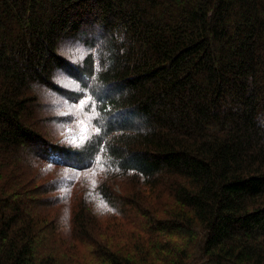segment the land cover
<instances>
[{"label":"trees","instance_id":"trees-1","mask_svg":"<svg viewBox=\"0 0 264 264\" xmlns=\"http://www.w3.org/2000/svg\"><path fill=\"white\" fill-rule=\"evenodd\" d=\"M44 89L88 101L84 145L38 131ZM41 160L97 184L40 183ZM89 243L100 264H264V0H0V264Z\"/></svg>","mask_w":264,"mask_h":264},{"label":"rangeland","instance_id":"rangeland-1","mask_svg":"<svg viewBox=\"0 0 264 264\" xmlns=\"http://www.w3.org/2000/svg\"><path fill=\"white\" fill-rule=\"evenodd\" d=\"M62 47H64L62 50L65 53L74 54L75 52L74 47H69L66 44H63ZM60 81L65 88H76V84L70 79L61 78ZM31 97L38 99V118L42 123L45 122V125L41 124L40 127H38L40 128L38 131L42 132L45 140L60 146H71L73 148H77L78 146L84 145L97 132V128L94 126L92 121L90 106L87 100H83L80 103L68 102L46 89L41 91L37 90L34 93H31ZM25 156L28 157L27 154ZM50 165L51 163L41 160L35 167L33 166V172L42 177L40 183H48L49 181L56 180V178H61V180L65 181L71 178L73 179L71 181H74L78 176L77 180L83 181L84 188H90L92 185L97 184L98 176H96V174H76L70 169L64 167L52 168ZM130 183V180L122 179L118 176V180L111 179L108 185L119 195H122L124 198L126 197L125 199H127L130 198L127 195L131 189ZM62 185L63 183H58L54 185L53 189L59 188ZM66 192L67 185L58 191L55 194V197H63ZM124 198L121 200L124 201ZM130 205L128 208H130ZM58 209L59 212L56 211L55 217H61L59 213H62V208L59 207ZM96 209L98 211L100 208L96 207ZM126 212L127 210H125L124 207L118 205V230L121 231L120 239L124 233L127 239H137L135 237V232L141 229V227L143 228L148 226V224L141 223L137 213H133L132 215L126 217V215H123L126 214ZM98 214L102 216V214ZM122 219L125 222L123 225L119 224V222H123L121 221ZM64 221L65 220L62 222ZM137 235L138 237H141L138 232ZM118 242L122 243L121 246H124V243L121 242V240H118ZM163 242L165 243V240ZM94 247L93 243H89L84 244L79 248V255L83 264H100L98 258L91 254L95 251ZM134 248L137 249V246Z\"/></svg>","mask_w":264,"mask_h":264}]
</instances>
